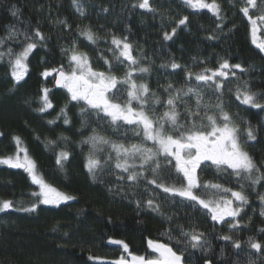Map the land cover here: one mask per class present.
I'll return each mask as SVG.
<instances>
[{
    "label": "trees",
    "instance_id": "trees-1",
    "mask_svg": "<svg viewBox=\"0 0 264 264\" xmlns=\"http://www.w3.org/2000/svg\"><path fill=\"white\" fill-rule=\"evenodd\" d=\"M140 2L78 0L84 13L81 15L73 0H0V39L4 41L0 52L6 53L9 48L21 51L24 32L34 35L39 30L45 37L43 41L36 39L37 47L26 62L27 73L19 83L11 76L9 56L0 59V157L16 153L13 138L19 137L20 145L35 162L37 174L59 192L74 197L59 206L39 204L32 195L39 192L38 186L28 173L0 164V201H12L14 205L0 211V264H109L124 254L122 246L110 243V239L124 241L132 254L149 257L154 255L147 247L149 239L167 243L178 254L183 253L184 264H249L250 260L264 264V231H260L264 229V216L260 215L264 205L259 200V195H264V181L253 186L247 179L238 180L231 169L218 170L210 162L201 165L197 172L201 183L212 181L233 190H240L243 184L249 198L236 217L237 228L231 229L228 221H213L207 210L148 184L147 180L153 178L151 171H145L137 182L128 181V173L115 168L114 154L112 160L108 159L111 149L107 145H97L93 150L91 144L84 143L94 134L126 145L141 141L131 127L116 128L103 113L98 114L83 101H72L67 90L55 84L57 71L53 70L63 67L68 71L73 46L87 53L95 70L107 71L106 58L112 62L114 74L122 77L128 64H117L113 59L118 50L112 38H126L138 60L134 67L149 68L134 79L147 84L161 98V104L155 106L156 116L166 110L164 101L169 92L197 88L203 104L209 106V115L219 116L216 105L220 104L231 116L232 123L240 128L244 150L264 172V110L243 104L242 97L237 99L238 89L241 93L250 91L257 95V102L264 104V52L253 43L251 23L240 11L245 0H216L219 16L208 9L191 8L184 0H149L151 10L140 8ZM13 9L18 10L16 16ZM261 14L264 0H256L249 15L256 19ZM184 17L185 25H179ZM260 24L264 35V23ZM87 29L96 35L95 43L81 35ZM12 30L21 34L8 39ZM165 33L172 38L166 40ZM225 61L241 65L243 71L225 69L227 78L217 77L208 84L195 80V75H209L211 71L205 73V69L218 70ZM173 62L180 67L172 69ZM46 70L51 75L44 76ZM214 83L222 84V89H216ZM169 84L172 89L166 92ZM120 87L123 93L124 86ZM44 89H48L53 106L41 112ZM183 100L194 107V97ZM177 110L180 122L187 126L189 118L183 102H177ZM249 126L255 140L247 139L245 130ZM148 146H152L150 142ZM61 152L69 156L58 165ZM90 153L101 161L94 175L85 166ZM160 164L158 182L179 186L182 181L174 161L168 165L161 157ZM149 198L160 204L159 211L147 207ZM33 203L38 204L35 212L17 210ZM181 229L203 233L204 247L186 246ZM169 231L171 240L162 235ZM224 235L232 240L220 239ZM249 238L262 245L259 252L250 247ZM233 241H239L241 248L235 249Z\"/></svg>",
    "mask_w": 264,
    "mask_h": 264
},
{
    "label": "snow or ice",
    "instance_id": "snow-or-ice-1",
    "mask_svg": "<svg viewBox=\"0 0 264 264\" xmlns=\"http://www.w3.org/2000/svg\"><path fill=\"white\" fill-rule=\"evenodd\" d=\"M189 7L194 9H208L213 14L219 16L220 6L216 0L211 3L207 0H184ZM76 10L83 15V9L79 6L78 0H73ZM140 8L150 9L149 0H141L138 5ZM256 7V0H245V6L240 9L245 17H247L252 26L253 43L264 52V40L257 42V25L258 20L264 23V14L253 19L249 15V8ZM151 10V9H150ZM18 10L13 9L12 15L16 16ZM187 17L179 20V25H185ZM58 23L66 24V21H58ZM173 29V34L175 33ZM21 33L12 30L8 39L18 37ZM81 35L91 43L96 42V35L87 29L81 32ZM24 41L21 42V51L14 52L9 48L7 52H0V59L5 55L9 56V64L11 67V76L16 83L24 79L27 73V59L32 51L37 47L36 39L43 41L45 37L39 30H36L34 35L27 32L23 33ZM166 40H170L172 36L168 33L164 34ZM0 39V45L3 44ZM112 44L116 46L118 55H114L113 59L117 64L127 62L128 70L125 71L122 77L117 76L113 72V64L108 59L104 58V63L108 66L107 71H97L93 68L87 53L79 52L75 46L71 49L69 58L68 71L63 67L58 70L59 78L56 84L67 90L72 101H83L89 108L103 113L110 123L116 128L129 126L134 130L135 135L140 138V143L124 144L112 141L106 137L94 134L83 141L92 145L93 150L97 145H107L111 151L108 159H113L115 156V168L120 169L124 173H128L126 179L128 181L137 182L145 176V171H151L153 178L147 180L148 184L155 185L163 193L173 197H181L190 202L193 206H199L211 215V219L217 222H226V217H231L235 220L238 217L245 205L249 203V198L244 192V185L240 184V190H233L219 183L212 181H204L201 183L197 174V170L204 162H210L211 166H215L218 170L231 169L232 175L238 180L247 179L254 186L264 181V172H260V168L253 161L252 157L241 143L240 128L232 123L231 116L223 110L222 105L217 104L216 108L220 110L219 116L209 115L207 113L208 105L203 104V96L197 88L188 87L184 89H172L169 84L165 89L169 92L167 99L164 101L165 111L159 116H156L155 106L161 104V98L155 92H152L145 83H137L134 76L137 73H147V67H134L138 64V60L132 55V46L115 37L112 38ZM75 45V42H74ZM122 45V47H121ZM67 51V50H66ZM172 69H177L180 65L173 62ZM229 68H241V65H229L227 61L220 64L218 70L205 69V73L211 71V75L204 73L195 75V80L208 84L214 81L215 77L227 78L228 73L224 71ZM44 76L51 75V72L46 70ZM189 78L192 73H187ZM235 75V73H232ZM123 93L121 92V87ZM216 89H222L223 85L214 83ZM44 95L43 107L39 111L44 112L53 105L48 99V89L43 90ZM183 97L195 98L194 107L184 101ZM241 102L250 105L253 108L264 110V104L257 102V95L250 91L241 93L237 90V99ZM122 101V102H121ZM183 102L185 112L188 116L187 126L180 122V112L177 110V102ZM83 111V109L81 110ZM204 115H201V112ZM62 114L65 109H61ZM51 123V121H50ZM65 123H69L65 119ZM246 136L248 140H255L256 136L251 126L246 128ZM17 144V152L15 156L0 157V164L7 165L10 168L23 169L31 178V182L39 186V192L32 193L37 198L39 204L57 205L62 202L74 199V197L65 195L59 192L56 188L46 183L36 172V165L28 156L27 149L20 147V138H13ZM151 142V147L148 146ZM20 153H23L21 158ZM69 154L61 152L57 157V164H61L62 160H66ZM163 157L168 165H173L176 173L182 181L179 186L175 183L168 185L163 181L158 182L156 177L160 174L161 164L160 158ZM138 162V163H137ZM86 168L90 174L95 173L96 169L101 166V161L92 153L87 158ZM258 172L259 175L253 177V173ZM123 178V177H121ZM146 179V177H145ZM203 189V192L197 190ZM230 197L229 198V195ZM209 197L205 199L203 197ZM261 204L264 205V195H259ZM234 201L238 206L233 207ZM147 207L153 211L160 210V204L154 199L149 198L146 201ZM137 206H140V201H137ZM12 201H0V211L13 208ZM38 204L33 203L30 207H21L17 210L25 212H35ZM261 216H264V207H262ZM239 226V221L231 224V229ZM260 231H264L261 229ZM184 237L186 246L192 249L203 248L206 242L203 241V233H198L195 230L185 232L180 231ZM167 235L168 239H173L171 232L162 233ZM225 241L232 240L231 236L224 235L220 237ZM110 243L120 245L123 248V253L118 259L109 262V264H184V256L181 252L178 254L172 246L157 240L149 239L147 247L154 255H135L129 251V246L121 240L110 239ZM177 244L181 241L177 239ZM252 249L261 250L262 245L258 242H253L251 238L248 241ZM235 249L241 248L239 241H233ZM126 254V255H125ZM89 259H93L89 257ZM205 264H210L206 261ZM249 264H254V261H249Z\"/></svg>",
    "mask_w": 264,
    "mask_h": 264
},
{
    "label": "rangeland",
    "instance_id": "rangeland-1",
    "mask_svg": "<svg viewBox=\"0 0 264 264\" xmlns=\"http://www.w3.org/2000/svg\"><path fill=\"white\" fill-rule=\"evenodd\" d=\"M257 28H258V30H257V35H256V39H257V42H260V41H262V40H264V35H262V25L260 24V22H259V20H258V25H257ZM252 29V28H251ZM251 36H252V30H251ZM252 41H253V36H252ZM256 45V44H255ZM209 75H211V73L209 74ZM59 78V76H58V72H56L55 73V84H56V80ZM217 77H215L214 78V80L216 79ZM56 86H59V85H57L56 84ZM242 100V99H241ZM151 143V142H150ZM20 147H22L21 145H20ZM23 148V147H22ZM16 152H17V150H16ZM16 154V153H15ZM15 154L13 155V156H15ZM20 155H21V158L23 157V153H20ZM206 162H204V163H202L201 165H203V164H205ZM197 172H198V170H197ZM38 186V185H37ZM38 189H39V186H38ZM40 190V189H39ZM229 195V198H231L230 197V194H228ZM67 202V201H66ZM63 203V202H62ZM236 204L238 205V203L237 202H235L234 201V204H233V207H236ZM226 219V221H228V222H230L231 224H233V223H235L236 222V218H235V220H233V218H231V217H226L225 218Z\"/></svg>",
    "mask_w": 264,
    "mask_h": 264
}]
</instances>
